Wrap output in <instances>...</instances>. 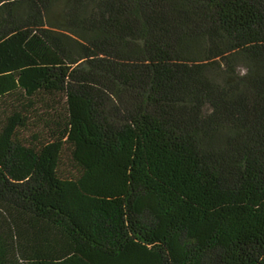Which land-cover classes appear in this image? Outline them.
<instances>
[{
	"label": "trees",
	"instance_id": "trees-1",
	"mask_svg": "<svg viewBox=\"0 0 264 264\" xmlns=\"http://www.w3.org/2000/svg\"><path fill=\"white\" fill-rule=\"evenodd\" d=\"M0 264H264V0H0Z\"/></svg>",
	"mask_w": 264,
	"mask_h": 264
}]
</instances>
